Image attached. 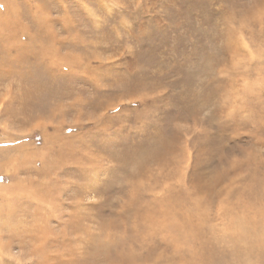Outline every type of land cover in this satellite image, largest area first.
<instances>
[{
	"label": "rangeland",
	"instance_id": "obj_1",
	"mask_svg": "<svg viewBox=\"0 0 264 264\" xmlns=\"http://www.w3.org/2000/svg\"><path fill=\"white\" fill-rule=\"evenodd\" d=\"M0 264H264V0H0Z\"/></svg>",
	"mask_w": 264,
	"mask_h": 264
}]
</instances>
